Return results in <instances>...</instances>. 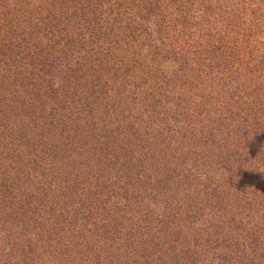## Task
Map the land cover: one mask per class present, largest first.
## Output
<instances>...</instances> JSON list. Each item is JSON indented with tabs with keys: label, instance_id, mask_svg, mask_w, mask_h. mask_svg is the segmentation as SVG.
Here are the masks:
<instances>
[{
	"label": "trees",
	"instance_id": "1",
	"mask_svg": "<svg viewBox=\"0 0 264 264\" xmlns=\"http://www.w3.org/2000/svg\"><path fill=\"white\" fill-rule=\"evenodd\" d=\"M0 264H264V0H0Z\"/></svg>",
	"mask_w": 264,
	"mask_h": 264
}]
</instances>
